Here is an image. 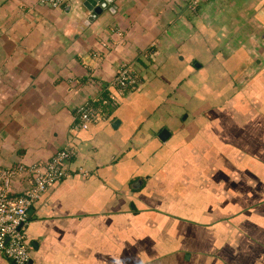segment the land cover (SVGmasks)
Here are the masks:
<instances>
[{"label":"crops","instance_id":"1","mask_svg":"<svg viewBox=\"0 0 264 264\" xmlns=\"http://www.w3.org/2000/svg\"><path fill=\"white\" fill-rule=\"evenodd\" d=\"M189 1L86 25L83 0H0V184L74 153L29 210L27 264H264V0ZM84 105L103 119L80 130Z\"/></svg>","mask_w":264,"mask_h":264},{"label":"built area","instance_id":"2","mask_svg":"<svg viewBox=\"0 0 264 264\" xmlns=\"http://www.w3.org/2000/svg\"><path fill=\"white\" fill-rule=\"evenodd\" d=\"M76 0H34L39 5L49 9H60L69 6ZM205 0H190L188 8L195 11L196 7ZM139 85V78L130 65L119 67L113 82L117 95L134 91ZM111 102L118 101L114 96H110ZM77 127L80 130L94 123L101 122L103 117L100 112L92 109L89 105H84L75 113ZM73 150L66 146L58 151L45 164H34L24 170L18 168L19 172H26L30 178L29 188L21 195H13L8 180L4 179L0 184V257H3L14 264H27L30 261V246L27 243L24 233L28 224L29 210L37 202L41 195L54 184L62 180L67 175L65 166L71 160ZM3 178V174L1 175Z\"/></svg>","mask_w":264,"mask_h":264},{"label":"water","instance_id":"3","mask_svg":"<svg viewBox=\"0 0 264 264\" xmlns=\"http://www.w3.org/2000/svg\"><path fill=\"white\" fill-rule=\"evenodd\" d=\"M110 3L111 0H83V7L90 13L86 25L92 23Z\"/></svg>","mask_w":264,"mask_h":264}]
</instances>
